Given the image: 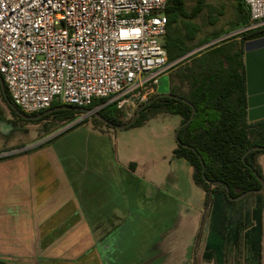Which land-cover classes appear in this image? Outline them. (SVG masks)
Listing matches in <instances>:
<instances>
[{
    "label": "built area",
    "instance_id": "built-area-1",
    "mask_svg": "<svg viewBox=\"0 0 264 264\" xmlns=\"http://www.w3.org/2000/svg\"><path fill=\"white\" fill-rule=\"evenodd\" d=\"M254 28L264 0H244ZM167 0H0V75L28 114L54 103L109 98L134 110L173 68L164 37ZM195 48L191 54L207 47ZM95 109V108H94Z\"/></svg>",
    "mask_w": 264,
    "mask_h": 264
},
{
    "label": "trees",
    "instance_id": "trees-1",
    "mask_svg": "<svg viewBox=\"0 0 264 264\" xmlns=\"http://www.w3.org/2000/svg\"><path fill=\"white\" fill-rule=\"evenodd\" d=\"M233 7L228 26L201 36L204 23L200 19L214 25L224 13L223 8H218L210 0H167L164 45L170 62L224 34L240 31L175 63L169 94H154L129 126L142 125L160 113L181 116L175 131L177 145L173 152L192 165L193 180L205 190L206 200L211 192L222 189L219 184L211 186L210 181L225 183L233 197L262 186L261 167L253 164L250 156L264 152V119L249 122L247 118L244 43L264 36V25L245 29L252 23L248 7L244 0H234ZM2 94L9 105L13 103L7 90L6 95L3 91ZM108 99H96L87 108L94 109ZM62 105L65 104L54 103L48 108L51 109L49 113L37 119L53 116L70 121L81 111L58 108ZM97 112L112 124L130 120L126 119V108L118 107L116 102L103 105ZM97 112L93 115L95 123L106 124ZM135 165L133 161L128 164L132 170ZM0 264H6L2 258Z\"/></svg>",
    "mask_w": 264,
    "mask_h": 264
},
{
    "label": "rangeland",
    "instance_id": "rangeland-1",
    "mask_svg": "<svg viewBox=\"0 0 264 264\" xmlns=\"http://www.w3.org/2000/svg\"><path fill=\"white\" fill-rule=\"evenodd\" d=\"M210 2L218 8H223L224 13L214 25L208 24L206 19H200L204 23L201 36L228 26L234 11V0H210ZM252 65L256 76L259 63L254 60ZM174 70L172 68L160 75L158 93L169 92L171 74ZM96 109L80 111L70 121L55 119L53 116L25 119L7 103L0 87V147L8 148L18 144L23 148L53 135L55 138L51 141L52 144L55 146L60 144L87 156L91 162L90 164L88 161L89 167H93L95 161L97 163L95 166H101L106 170H117L119 164H116L115 154L118 144L123 157L141 159L147 177L165 189L160 187L154 190L150 197H146L145 192L139 190L140 185L127 173L120 181V187L110 181L109 184L105 183L107 186L105 189L102 187L104 191L94 194L93 209H98V212H108L118 206L124 214L122 224L113 222L112 217H105L107 222L110 219L109 225L112 227L113 237L109 241L111 248L114 246L111 254L105 256V263L160 264L159 260L164 256L165 261L170 264H185L187 261L191 264H211L205 254H202V250L201 253L198 252L199 250L195 252V245L185 236V232L188 231L184 223L177 230L172 232L170 230L171 225V228L176 227V220L170 218V212H173L177 206L184 207L187 198L197 201L202 191L192 180L188 161L176 158L173 154V149L177 145L175 131L180 125L181 116L167 113L151 117L142 125L119 129L100 122L95 123L93 115ZM126 111L128 115L126 119L131 118L134 108L126 107ZM44 134L46 135L43 136ZM101 202L99 207L98 204ZM50 226L51 224L46 227L47 229L45 228L46 232L50 230ZM164 231L177 232L180 242L172 241L174 247H171L167 244L170 238L166 240L165 237L163 238L165 241L158 244L155 250L154 247L152 248L154 239L157 234L160 235ZM37 232L32 233L31 238H23L22 243L18 238L0 239V253L3 250L12 251L15 244H20L18 248L26 257L24 262L8 259L7 264H52L40 260L38 244L41 240L36 237ZM227 252L230 257L228 264H264V246L261 256L256 248L243 246L242 242L237 243L235 248L229 245ZM55 258L57 260V257L51 259ZM54 264H59V261Z\"/></svg>",
    "mask_w": 264,
    "mask_h": 264
},
{
    "label": "crops",
    "instance_id": "crops-1",
    "mask_svg": "<svg viewBox=\"0 0 264 264\" xmlns=\"http://www.w3.org/2000/svg\"><path fill=\"white\" fill-rule=\"evenodd\" d=\"M249 96L253 104L247 107L248 121L264 119V82L259 89H255L250 95L247 94V98ZM164 114L167 113H160L154 117ZM54 138L55 136L50 135L41 139L37 146L26 150H20L18 144L8 148L0 147V239L18 238L21 242L23 238H31L32 233L38 231L36 237L41 240L38 244L41 261L52 264L56 261H59V264H106L105 256L111 254L114 246L111 248L109 241L113 237L110 219L107 222L105 217H112L113 222L122 224L124 214L118 206L108 212L93 209L94 194L104 191L107 187L105 183L109 184L110 181L120 187L119 183L127 173L140 185L139 190H143L146 197H150L154 190L160 187L165 188L147 177L141 159L123 157L118 144L115 160L119 168L106 170L101 166H95L97 165L95 161V165L89 167L87 156L60 144L55 146L51 143ZM253 160L261 165L264 175V153L255 154ZM132 161L136 164L133 170L128 166ZM190 166L192 176L193 168L191 164ZM194 184L197 185L195 182ZM201 189L197 201L187 198L184 207L177 206L170 212V218L176 220V227L171 228V225L170 230L171 232L177 230L184 223L188 231L185 232V236L195 245V252L199 250L201 253L202 250V254H206L205 257L211 264H225L223 259L217 260L214 251V242L220 240V237L210 239L213 245H206L207 236L203 235L198 244L206 196L205 190ZM100 204L102 202L98 204L99 207ZM261 222L262 234L256 243L263 250L264 208ZM50 224V230L46 232L45 228ZM178 236L177 232L164 231L160 235L157 234L152 248L157 250V245L165 241L163 240L165 237L166 240L170 238L167 244L174 247L172 241L179 243ZM254 240L256 241V236ZM19 246L20 244H15L12 251L3 250L0 258L6 264L8 259L24 262L26 257ZM52 257H57V260L56 258L52 260ZM164 258L163 256V259L159 260L160 264H170ZM185 264L191 262L187 261Z\"/></svg>",
    "mask_w": 264,
    "mask_h": 264
},
{
    "label": "flooded vegetation",
    "instance_id": "flooded-vegetation-1",
    "mask_svg": "<svg viewBox=\"0 0 264 264\" xmlns=\"http://www.w3.org/2000/svg\"><path fill=\"white\" fill-rule=\"evenodd\" d=\"M90 110L92 111L93 109ZM110 125L116 127L115 125L117 124H110ZM258 153H264V152H255L250 156L251 162L255 165H260L258 162H255L253 160V156ZM261 171H262L261 188L255 191H249L243 193L245 195L239 199L238 197L242 194L235 197L231 196L229 192V187L225 183L222 182L210 183L211 186H214L215 184H219L221 185L222 189L219 192H215V193L211 192L208 200H206V196H205L202 225L201 228L199 229V234H198V244L203 239L202 238L203 235L207 236L205 241L206 245H213L212 244L213 242L211 243L210 239L214 240L215 237L217 236L220 237V240L214 242L215 245L214 251L217 260L221 261L223 259L224 260L223 263L225 264H228L230 262L229 261L230 257L227 252L229 245H232L235 248V245L239 242H242L243 246H248V247L252 246L253 248H256V250L259 251L260 256L262 254L263 250H261L256 243L257 240L259 239V235L261 236L262 234L261 219H262V210L264 208V198H263L264 175H263L262 167H261ZM260 189L261 191H259ZM219 193H223L225 198L224 200L220 198L219 199L220 203L218 204L215 202V198ZM250 196H252V204L249 208L248 197ZM223 203H225V206ZM257 224L259 226L258 229H256ZM255 236H256V241L254 240ZM234 237H235V241L233 242ZM221 256H223V258Z\"/></svg>",
    "mask_w": 264,
    "mask_h": 264
},
{
    "label": "water",
    "instance_id": "water-1",
    "mask_svg": "<svg viewBox=\"0 0 264 264\" xmlns=\"http://www.w3.org/2000/svg\"><path fill=\"white\" fill-rule=\"evenodd\" d=\"M240 30H235V31H232V32H229L227 34H224L214 40H211L210 42L206 43L207 45H210V44H213L219 40H222L226 37H229L231 35H234L236 33H238ZM205 45V44H204ZM202 45V46H204ZM200 47V46H199ZM198 47V48H199ZM193 51V50H192ZM191 52H189L188 54H186L185 56L175 60L176 62L180 61L181 59H183L184 57L190 55ZM244 51H245V66H246V85H247V94L250 95L252 93V91H254L255 89H259L261 87V84L262 82H264L263 78H264V36H261V37H257V38H254V39H250V40H247L245 43H244ZM256 60L258 63H259V66L257 68L258 72L256 73L257 75L255 76L254 72H253V65H252V62ZM0 85H1V88H2V91L4 92V94L6 95V87H5V83H4V79L3 77L0 75ZM165 94H169L168 93H165ZM248 105L249 107L252 106L253 102H252V98L249 96L248 98ZM152 99H149L147 100L146 102L142 103L140 106H138L136 108V112L134 113V115L131 117L130 120H128L127 122L125 123H122V124H117L115 125L116 128H119V129H124V128H127L129 126H131L135 120L137 119L138 115H139V112L140 110L145 106L147 105ZM10 106L23 118L25 119H37L41 116H43L44 114H47L51 111V109H46L40 113H37V114H25L23 113L17 106H15L13 103L10 104ZM58 108H69V109H72V110H81V111H91L90 109H87V108H82V107H78V106H75V105H62ZM98 111V109L95 110V113ZM193 113H194V109H193ZM97 116L102 118L106 123H109V124H112L110 123L107 119L103 118L100 113L97 112ZM193 117V115L191 116V118ZM190 118V119H191ZM190 119L188 121H190ZM187 121V122H188ZM175 138H176V132H175ZM41 142H36V143H33L31 145H28L26 147H23L21 148L20 150H26V149H30V148H33L35 146H37L38 144H40ZM210 183H213V182H210ZM261 191V189L259 190ZM245 194H242L238 197L241 198L243 197ZM223 199L224 200V194L223 193H219L216 198H215V202L216 203H220L219 199ZM248 201H249V208L252 204V196L248 197ZM224 206H225V203H223ZM258 224L256 225V229H258Z\"/></svg>",
    "mask_w": 264,
    "mask_h": 264
}]
</instances>
